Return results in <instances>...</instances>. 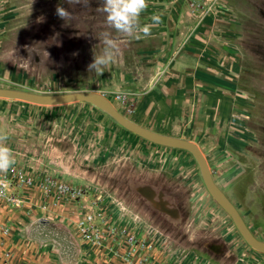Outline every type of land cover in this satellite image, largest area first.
<instances>
[{
    "label": "rangeland",
    "instance_id": "374dc122",
    "mask_svg": "<svg viewBox=\"0 0 264 264\" xmlns=\"http://www.w3.org/2000/svg\"><path fill=\"white\" fill-rule=\"evenodd\" d=\"M102 4L0 0L7 34L0 45L2 88L97 93L134 123L195 143L215 183L253 235L264 239V0H148L139 23L154 26L140 39L108 26L105 14L96 11ZM58 6L69 12L66 18L57 15ZM153 15L160 17L158 24ZM105 32L117 40L118 50L112 62L91 71L95 54L104 53ZM63 106L87 108L84 114L105 116L103 128L112 126L87 143L89 159L96 155L100 164L87 175L102 197L87 199L94 207L87 211L113 212L110 217L126 219L127 225H142L139 238L152 243L148 255L163 264L254 260L247 253L258 251L213 200L194 155L131 133L101 105ZM34 222L35 216L25 218L23 231L7 234L0 228V249L12 264V245L34 240L27 230ZM47 244L56 264H65L60 244ZM115 247L100 250L121 252Z\"/></svg>",
    "mask_w": 264,
    "mask_h": 264
},
{
    "label": "crops",
    "instance_id": "0c3cea01",
    "mask_svg": "<svg viewBox=\"0 0 264 264\" xmlns=\"http://www.w3.org/2000/svg\"><path fill=\"white\" fill-rule=\"evenodd\" d=\"M1 14L0 10V45L7 35L5 26H1ZM4 77L6 72L2 74L0 71V88L3 87ZM85 110L87 108L82 106L69 108L63 105L8 103L0 98V134L8 137L6 144L11 148L16 160L12 168L23 170L26 176L32 179V184L20 187L17 195L20 203L17 208L0 205V228L7 230V233L10 230L11 232L23 231L25 218L35 216V222L27 229L34 240H19L12 245L16 256L14 264L57 263L47 244L54 241L36 239L31 234L34 226L51 232L55 229L61 234L69 252L63 256V246L60 244L59 253L65 264L67 262L74 264L75 260L78 264L79 260L81 264H125L120 258L122 251L117 254L115 250H100L95 246L87 250L89 244L85 242L77 229V220L83 212L94 208L93 204L86 200L94 201L100 198L99 190L95 187L97 185L95 178L87 175V170L98 168L100 165L96 155H93L92 159L88 157V140L107 135L112 129L111 125L103 128L105 116L99 113L93 116L84 114ZM112 138L114 142L115 137ZM0 176L9 178V171L0 173ZM56 180L75 189H84L88 195L80 200H74L69 196L59 197L54 188L48 192L47 185ZM7 207L8 210L4 214ZM4 219L6 221H3ZM9 221L12 225L5 228L6 226L2 223ZM126 221L114 215L109 226L121 229L128 226ZM257 238L264 242L263 238ZM109 241L111 242L107 244L109 246L119 242L122 245L125 243L118 234L109 238ZM3 251L0 249V260L6 257ZM247 254L251 258V255H254V260L247 258L245 264H264V253ZM72 259L74 262L71 261ZM155 262L163 263L162 260H155Z\"/></svg>",
    "mask_w": 264,
    "mask_h": 264
},
{
    "label": "water",
    "instance_id": "95a60500",
    "mask_svg": "<svg viewBox=\"0 0 264 264\" xmlns=\"http://www.w3.org/2000/svg\"><path fill=\"white\" fill-rule=\"evenodd\" d=\"M0 98L21 100L43 106H59L74 102H86L101 105L108 114L123 128L145 140L168 148L190 152L196 158L204 184L213 200L230 216L245 242L254 250L264 253V242L257 239L245 223L236 206L222 192L213 179L206 158L199 147L187 140L160 135L150 131L126 118L102 95L92 92H78L61 95H41L19 90L0 88ZM72 259L71 261H73Z\"/></svg>",
    "mask_w": 264,
    "mask_h": 264
},
{
    "label": "built area",
    "instance_id": "2783aa9c",
    "mask_svg": "<svg viewBox=\"0 0 264 264\" xmlns=\"http://www.w3.org/2000/svg\"><path fill=\"white\" fill-rule=\"evenodd\" d=\"M10 177H1L4 183L0 184V205L5 204L6 206H13L17 208L20 200L18 191L23 185L32 184V179L26 176V173L17 168L9 169ZM50 182L46 189L47 191H54L58 193L60 197L69 196L74 200H80L86 196L84 189H75L62 182ZM111 212H102L94 210V212L85 211L79 217L77 221V229L83 239L88 243L98 248H106L110 242L109 238L118 234L120 238H124L123 246L122 243L116 244V249H122L121 260L125 264H134L135 262L140 264H158L148 254L151 253L152 248L151 242H145V240L139 238V233L142 231V225H128L121 229L116 227L110 228L109 223L112 219L110 217ZM7 233V230H4ZM111 244V242L109 243ZM113 244V243H112ZM172 263V262H171ZM0 264H12L9 259L0 260ZM74 264H78L75 260ZM163 264V263H162ZM179 264V263H177Z\"/></svg>",
    "mask_w": 264,
    "mask_h": 264
},
{
    "label": "clouds",
    "instance_id": "9594fccd",
    "mask_svg": "<svg viewBox=\"0 0 264 264\" xmlns=\"http://www.w3.org/2000/svg\"><path fill=\"white\" fill-rule=\"evenodd\" d=\"M70 2L79 3L81 0H70ZM87 2V0H85ZM148 0H103L102 7L96 11L105 14L106 24L122 35H133L137 33L136 38H142L151 34L153 24L140 25L141 14L147 9ZM57 15L61 18H66L69 12L58 6ZM152 20L158 24L160 17L153 15ZM103 43L105 45L104 53L101 56L95 54L94 61L89 65V69L99 71L101 66H105L112 62L116 50H118V42L109 32L102 33ZM8 137L5 134H0V173H7L10 168L16 163L15 157L6 141ZM4 181L0 180V184Z\"/></svg>",
    "mask_w": 264,
    "mask_h": 264
},
{
    "label": "bare ground",
    "instance_id": "6f19581e",
    "mask_svg": "<svg viewBox=\"0 0 264 264\" xmlns=\"http://www.w3.org/2000/svg\"><path fill=\"white\" fill-rule=\"evenodd\" d=\"M42 224V223H41ZM44 228V227H43ZM50 228V227H49ZM53 232H51L50 230H44L38 227L35 228V226L33 227L31 234L35 236L36 239L40 240V241H50V240H54L55 242L61 244L63 246V251L62 254L63 256L66 255V252H68V249H66V242H64V240L62 239L61 234L57 231V230H52ZM66 249V251H65ZM74 262V260H73ZM67 264H71L70 262H67Z\"/></svg>",
    "mask_w": 264,
    "mask_h": 264
}]
</instances>
